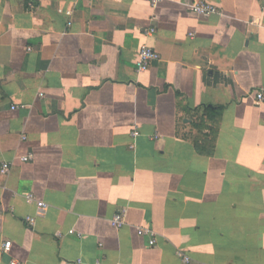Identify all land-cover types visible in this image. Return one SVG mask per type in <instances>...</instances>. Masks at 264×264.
I'll return each mask as SVG.
<instances>
[{
	"label": "crops",
	"instance_id": "obj_1",
	"mask_svg": "<svg viewBox=\"0 0 264 264\" xmlns=\"http://www.w3.org/2000/svg\"><path fill=\"white\" fill-rule=\"evenodd\" d=\"M191 1L0 0V264H264V1Z\"/></svg>",
	"mask_w": 264,
	"mask_h": 264
},
{
	"label": "built area",
	"instance_id": "obj_2",
	"mask_svg": "<svg viewBox=\"0 0 264 264\" xmlns=\"http://www.w3.org/2000/svg\"><path fill=\"white\" fill-rule=\"evenodd\" d=\"M158 1L159 0H150V3L152 6H154L157 4ZM188 5H189L190 10L199 16H208V15L218 12V9L214 5L210 4L209 2L205 0H192ZM153 32H154L153 28H150L145 31L146 34H153ZM159 58H160V55L156 50H154L152 47L146 44H142L138 48V59L136 62V68L138 71H144L150 66V64L153 61L158 60ZM256 98H257V101H261L263 99L262 92H258L256 94ZM18 107L19 106L15 104L10 106L12 110L17 109ZM136 134H137V130L134 129L131 132V135L134 136ZM21 138L25 139L26 136L23 135ZM19 159L23 162H31L34 160V155L32 153H27V154L21 155ZM10 165L11 164L9 162L1 163L0 173H3V174L8 173L10 171ZM26 198L28 202H34L36 204V214L37 215H42L44 213L46 209V204L44 202L40 200H35V198L30 194L27 195ZM25 221L30 224H33L34 217L26 216ZM110 224L114 228L123 227L125 225V211L119 210L115 212L110 219ZM135 231L137 235L146 238L147 244L149 246H153L155 244V232L151 228H147L143 226H136ZM70 232H72V230ZM10 245H11L10 241H5L2 244V250L5 252L9 251ZM177 254L179 255V257H181V259L184 262L189 261V258L186 254H183L181 252H177ZM79 263H80V260H76L74 262H65V264H79ZM10 264H19V262H17L16 260H12Z\"/></svg>",
	"mask_w": 264,
	"mask_h": 264
},
{
	"label": "trees",
	"instance_id": "obj_3",
	"mask_svg": "<svg viewBox=\"0 0 264 264\" xmlns=\"http://www.w3.org/2000/svg\"><path fill=\"white\" fill-rule=\"evenodd\" d=\"M177 104L181 106L180 102H177ZM184 111L191 113L192 116L195 118L193 120L195 127L199 129L208 127L209 129L208 133L203 134L204 135L203 137L200 136L197 137L196 135L192 137V141L198 153L203 155H212L214 153V141L218 131V124L220 122L222 108L221 107H198L195 109L184 108ZM206 122H210V123L207 124ZM183 136L188 137L185 134H183ZM202 140H204L206 143H203Z\"/></svg>",
	"mask_w": 264,
	"mask_h": 264
}]
</instances>
